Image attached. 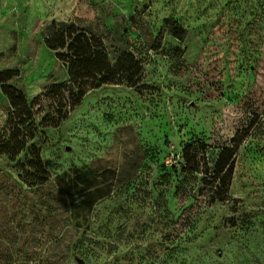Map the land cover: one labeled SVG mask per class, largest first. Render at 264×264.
Here are the masks:
<instances>
[{
    "label": "rangeland",
    "instance_id": "rangeland-1",
    "mask_svg": "<svg viewBox=\"0 0 264 264\" xmlns=\"http://www.w3.org/2000/svg\"><path fill=\"white\" fill-rule=\"evenodd\" d=\"M0 264H264V0H0Z\"/></svg>",
    "mask_w": 264,
    "mask_h": 264
},
{
    "label": "trees",
    "instance_id": "trees-1",
    "mask_svg": "<svg viewBox=\"0 0 264 264\" xmlns=\"http://www.w3.org/2000/svg\"><path fill=\"white\" fill-rule=\"evenodd\" d=\"M60 28H58V30H54L53 28L50 30V32H48V38L46 39V42H47V47L49 45V49L51 50H56V49H64L65 48V45L62 46H58L57 48L55 47V44H53L54 41H57L59 40L58 38H61V36H63V32H64V29L66 27L63 26L62 23H60ZM63 26V27H62ZM174 37L176 38H181V35L180 34H174L173 35ZM67 50H68V47H67ZM75 59L77 57H74ZM67 60H69V57H66ZM69 64H72V60H69ZM106 65L104 66V64L101 62V58L97 57H94V59H87V60H82L79 62V67L83 70L85 69L87 72H89V75L91 74L92 76H95V78H98L99 79L97 80V84L99 86L105 84L106 82H108L107 78L109 76V74H107V76H104L105 74L104 73H107L105 72L104 70L108 71V65L107 63H105ZM102 75V76H100ZM93 78V77H91ZM96 81V79H94ZM98 87L94 86L93 89H96ZM84 96V92L83 91H79L78 94H77V100L80 101ZM225 153V152H224Z\"/></svg>",
    "mask_w": 264,
    "mask_h": 264
}]
</instances>
